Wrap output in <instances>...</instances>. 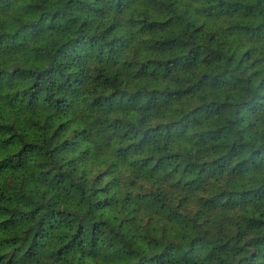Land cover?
<instances>
[{"label": "clouds", "instance_id": "clouds-1", "mask_svg": "<svg viewBox=\"0 0 264 264\" xmlns=\"http://www.w3.org/2000/svg\"><path fill=\"white\" fill-rule=\"evenodd\" d=\"M0 264H264V0H0Z\"/></svg>", "mask_w": 264, "mask_h": 264}]
</instances>
